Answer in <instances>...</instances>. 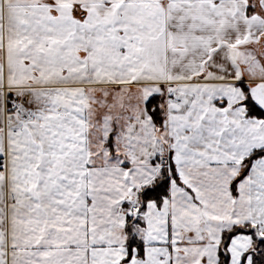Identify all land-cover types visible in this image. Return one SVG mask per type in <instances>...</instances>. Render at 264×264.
Wrapping results in <instances>:
<instances>
[{"label": "snow or ice", "instance_id": "snow-or-ice-1", "mask_svg": "<svg viewBox=\"0 0 264 264\" xmlns=\"http://www.w3.org/2000/svg\"><path fill=\"white\" fill-rule=\"evenodd\" d=\"M0 264H264V0H0Z\"/></svg>", "mask_w": 264, "mask_h": 264}]
</instances>
